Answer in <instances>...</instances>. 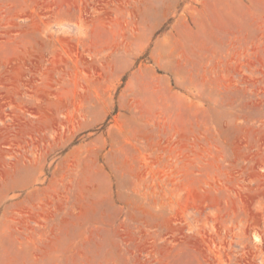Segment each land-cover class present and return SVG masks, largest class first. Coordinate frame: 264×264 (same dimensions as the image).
Returning a JSON list of instances; mask_svg holds the SVG:
<instances>
[{"label":"rangeland","instance_id":"obj_1","mask_svg":"<svg viewBox=\"0 0 264 264\" xmlns=\"http://www.w3.org/2000/svg\"><path fill=\"white\" fill-rule=\"evenodd\" d=\"M0 264H264V0H0Z\"/></svg>","mask_w":264,"mask_h":264}]
</instances>
